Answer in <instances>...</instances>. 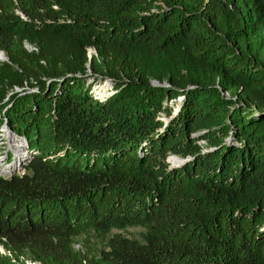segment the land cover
<instances>
[{"label":"trees","instance_id":"obj_1","mask_svg":"<svg viewBox=\"0 0 264 264\" xmlns=\"http://www.w3.org/2000/svg\"><path fill=\"white\" fill-rule=\"evenodd\" d=\"M0 51V264H264V0H0Z\"/></svg>","mask_w":264,"mask_h":264},{"label":"rangeland","instance_id":"obj_2","mask_svg":"<svg viewBox=\"0 0 264 264\" xmlns=\"http://www.w3.org/2000/svg\"><path fill=\"white\" fill-rule=\"evenodd\" d=\"M26 48L29 50V51H32L34 48H31V47H29V46H26ZM88 55L91 57L92 55H95V51L93 50V49H89L88 50ZM86 76L87 77H85V82H86V85H92V84H94L93 85V87H92V95H93V97L94 98H96L97 100H105V99H107L109 96H111L112 95V93H113V88H114V86H115V84L111 81V80H109V79H104V80H102V79H98V80H96V81H94V78L91 76V73H90V71L88 70L87 71V73H86ZM95 82H97V83H95ZM156 81H152V84L153 85H156ZM158 84V83H157ZM100 87H104V90H105V96H104V98L103 99H100L98 96H97V89H99ZM27 88H25V90H26ZM18 91V90H17ZM176 101H177V103H178V101H179V99L177 98L176 99ZM168 107L169 108H172V117L173 116H175V114L177 113V111H178V107H177V104H175L173 101L172 102H169L168 103ZM161 120H163V121H167L166 120V118L164 117V116H161ZM0 130H2V132H0V157H2V156H4V157H6V159L8 158V156H10V157H12V153L13 154H15V149L14 150H12L13 149V147H14V145L15 144H12V141H14V142H18V140H21L22 142H24L21 138H17L18 140H13V138H11L12 139V141H11V139H10V136H9V132H8V130H6V126L5 125H3V126H1L0 127ZM12 135V134H11ZM13 136H15V135H13ZM22 142H20V143H22ZM12 146V147H11ZM25 149V148H24ZM26 150V149H25ZM26 153H27V151H26ZM25 159H24V161L28 158V157H24ZM12 159H13V157H12ZM12 159H10L11 161H10V163H8V164H13L14 163V161L12 162ZM170 159H171V157H168V163H169V165H170V168H175L174 167V164H171L170 163ZM6 163H7V160H6ZM24 164V163H23ZM26 164V163H25ZM11 171V170H10ZM19 174V175H22L23 173H24V168H20L19 170H16V171H14V173H12V174ZM12 174H1L3 177H9L10 175H12ZM138 230H128L127 231V234L129 233H134V232H137Z\"/></svg>","mask_w":264,"mask_h":264},{"label":"bare ground","instance_id":"obj_3","mask_svg":"<svg viewBox=\"0 0 264 264\" xmlns=\"http://www.w3.org/2000/svg\"><path fill=\"white\" fill-rule=\"evenodd\" d=\"M2 59H3V56L0 55V60H2ZM97 96L100 99L104 98V96H105L104 87H100L99 89H97ZM9 136H10V139L13 138V140H15V141L18 140L17 138H15L14 136H12L10 134H9ZM11 141H12V139H11ZM20 142H22V141L21 140H18V142L12 141V144H15L13 149H12V150L15 149V154L12 153L14 163L13 164H6L5 161L0 162V172H2L3 174H9L10 170L11 171L19 170L24 163V159H25L24 157L30 158L28 153H26V150L24 149V143L23 142L20 143ZM174 161H175L174 159H172V160L170 159L171 164H174Z\"/></svg>","mask_w":264,"mask_h":264},{"label":"water","instance_id":"obj_4","mask_svg":"<svg viewBox=\"0 0 264 264\" xmlns=\"http://www.w3.org/2000/svg\"><path fill=\"white\" fill-rule=\"evenodd\" d=\"M0 55L3 56V59L0 60V62H1V61H5V60H6V57L4 56L3 52L0 51ZM88 57L90 58L89 55H88ZM157 85H159V84L156 83L155 86H157ZM101 101H102V100H101ZM21 139L24 141L23 138H21ZM24 143L26 144L25 141H24ZM26 146H27V145H26ZM28 155H29V157H32V156H31V153H30L29 151H28ZM172 159L175 160V161H174V167H175V168L179 167L180 165H182V164H184V163H186V162L188 161V159L181 160V159H179V158H177V157H174V156H171V160H172ZM12 162H13V159H12ZM167 162H168V160H167ZM23 167H24V165L22 166V168H23Z\"/></svg>","mask_w":264,"mask_h":264},{"label":"built area","instance_id":"obj_5","mask_svg":"<svg viewBox=\"0 0 264 264\" xmlns=\"http://www.w3.org/2000/svg\"><path fill=\"white\" fill-rule=\"evenodd\" d=\"M1 132H2V130H0ZM14 137H16V136H14ZM17 138V137H16ZM11 159H12V157H11ZM1 174H3L2 172H0V175ZM0 253H3V251H2V249L0 248ZM24 264H37V263H34V262H30V261H25V263Z\"/></svg>","mask_w":264,"mask_h":264}]
</instances>
